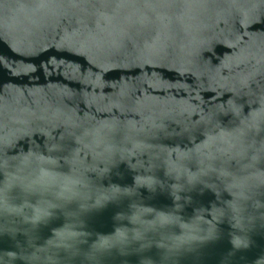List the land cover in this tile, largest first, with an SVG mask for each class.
<instances>
[{"label":"water","instance_id":"1","mask_svg":"<svg viewBox=\"0 0 264 264\" xmlns=\"http://www.w3.org/2000/svg\"><path fill=\"white\" fill-rule=\"evenodd\" d=\"M0 264H264V0H0Z\"/></svg>","mask_w":264,"mask_h":264}]
</instances>
